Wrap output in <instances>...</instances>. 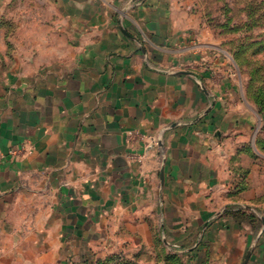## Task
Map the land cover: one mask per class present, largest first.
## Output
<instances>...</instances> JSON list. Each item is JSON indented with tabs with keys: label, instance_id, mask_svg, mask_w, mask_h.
I'll return each instance as SVG.
<instances>
[{
	"label": "crops",
	"instance_id": "obj_1",
	"mask_svg": "<svg viewBox=\"0 0 264 264\" xmlns=\"http://www.w3.org/2000/svg\"><path fill=\"white\" fill-rule=\"evenodd\" d=\"M3 18L25 41L0 95V264H264V226L223 216L264 207L261 115L184 0Z\"/></svg>",
	"mask_w": 264,
	"mask_h": 264
},
{
	"label": "rangeland",
	"instance_id": "obj_2",
	"mask_svg": "<svg viewBox=\"0 0 264 264\" xmlns=\"http://www.w3.org/2000/svg\"><path fill=\"white\" fill-rule=\"evenodd\" d=\"M184 3L192 20L202 32H206L207 41L222 49L219 51L221 56L228 60L230 67L240 77L243 95L259 111L260 127L256 132V142V137H253L256 153L252 156L257 158L260 154L264 155V0H184ZM24 22L0 19V95L17 57L22 55L18 48L25 40L15 31L23 29ZM260 201L264 203V196ZM223 216L241 222L242 228L248 222L256 226V231L264 226V207H229ZM87 256L85 254L81 259L70 260L69 263L127 264L126 260L119 257L96 259Z\"/></svg>",
	"mask_w": 264,
	"mask_h": 264
},
{
	"label": "trees",
	"instance_id": "obj_3",
	"mask_svg": "<svg viewBox=\"0 0 264 264\" xmlns=\"http://www.w3.org/2000/svg\"><path fill=\"white\" fill-rule=\"evenodd\" d=\"M113 258H110V259H115V258H118V256H112ZM127 262V261H126Z\"/></svg>",
	"mask_w": 264,
	"mask_h": 264
}]
</instances>
